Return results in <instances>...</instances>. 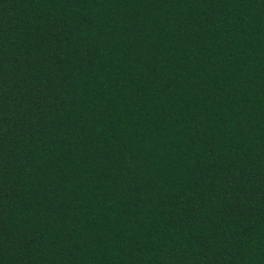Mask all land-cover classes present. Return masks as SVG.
<instances>
[{
  "label": "trees",
  "instance_id": "1",
  "mask_svg": "<svg viewBox=\"0 0 264 264\" xmlns=\"http://www.w3.org/2000/svg\"><path fill=\"white\" fill-rule=\"evenodd\" d=\"M0 264H264V0H0Z\"/></svg>",
  "mask_w": 264,
  "mask_h": 264
}]
</instances>
